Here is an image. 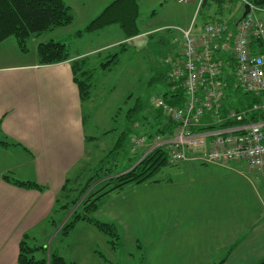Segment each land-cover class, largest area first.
I'll return each mask as SVG.
<instances>
[{
    "label": "crops",
    "instance_id": "crops-1",
    "mask_svg": "<svg viewBox=\"0 0 264 264\" xmlns=\"http://www.w3.org/2000/svg\"><path fill=\"white\" fill-rule=\"evenodd\" d=\"M63 1L72 9L71 3ZM113 1L101 3L99 10ZM234 2L226 21L231 27L242 17L245 5L242 0ZM207 16L223 18L211 8ZM207 22L195 27L194 34L199 35ZM72 23L36 35L32 51H19L12 37L0 42V264H18L19 245L26 234L29 243L42 233L55 231L53 235H58L59 225L70 213L56 214L61 222L55 228L50 216L56 199L67 179L69 185H78L77 172L91 154L88 140L99 139L86 133L84 101L72 64L84 60L83 67L88 68L87 54L107 45L83 52L73 48L66 37L52 36L57 29L72 27ZM190 27L175 25L178 33L166 63L180 56L182 30ZM149 33L141 32L131 38L132 43L146 44ZM121 38L111 45L126 40L124 34ZM48 40L66 43L70 60L40 64L37 47ZM231 81L235 87L233 76ZM260 96L261 102L264 95ZM211 125L207 113L203 125L194 131L209 132L211 129L201 128ZM143 151L129 150L128 162ZM166 166L170 169L163 170ZM166 166L159 171L165 177L155 176L153 181L116 190L96 211V219L114 224L119 243L138 250L142 264H256L264 259V169L246 162L208 164L196 159ZM6 176L36 182L44 189L18 186ZM77 225L95 231L86 221Z\"/></svg>",
    "mask_w": 264,
    "mask_h": 264
},
{
    "label": "rangeland",
    "instance_id": "rangeland-1",
    "mask_svg": "<svg viewBox=\"0 0 264 264\" xmlns=\"http://www.w3.org/2000/svg\"><path fill=\"white\" fill-rule=\"evenodd\" d=\"M66 1L72 4L74 15L72 27L57 29L52 36L66 37L73 48L83 52L107 45L105 48L89 53L90 55L87 54L88 68L83 67V70L89 69V77L83 74L82 69L78 71L80 79L87 80L91 85V97L84 101L86 133L89 138L99 137V139L88 140L87 147L91 154L86 157V164L81 165L83 170L87 167L82 179L84 183L93 174H103L105 169L120 172L133 164L126 159L130 157L129 150H132L135 131L127 142L120 141L119 148H116V144L127 130L126 113L129 108L135 106L138 100L141 105L139 117L143 118L142 121L140 119L138 127L136 126L140 136L147 130L146 122H151V124L155 122L156 111L153 101L168 88L166 73L169 67L166 57L174 43V35L178 33L175 25L182 27L187 24L194 29L206 19L209 23H228L226 21H229V10L234 7L235 0H224L223 2L222 0H206L204 4L203 0H184L183 2L139 0L138 27L141 32L150 31L146 44L124 40L113 45L111 43L119 41L124 34L121 33L118 25L106 28L100 33L84 31L94 17H97L105 8L103 6L99 10L101 3H109L112 0ZM214 1L217 2L213 3ZM90 7L92 9L89 10ZM210 8L223 14V18L216 16V18L208 19L207 13ZM258 17L264 19V13H259ZM70 33H73V36H69ZM37 38L36 35L28 38L25 49L34 50ZM11 40L16 42L15 37ZM16 48H19V51H26L19 44ZM107 62L109 63L103 65ZM108 130L111 132L105 135ZM97 144L100 145L99 149H96ZM113 149L114 151L110 152ZM150 149V143L147 142L136 147V150H144L145 154ZM118 150L125 151L118 153ZM169 169L170 167L166 166L163 170ZM156 176L162 178L165 174L161 171ZM101 181L97 180L92 184L77 204L68 208L70 214L59 225L58 231L84 200L87 193ZM92 230L95 231L90 232L84 230L81 225H77L69 236L53 235L55 231L52 234L42 233L37 235L30 244L50 246L53 251L64 256L68 264H142L141 253L134 247L131 249L119 243L113 249L106 234L95 228Z\"/></svg>",
    "mask_w": 264,
    "mask_h": 264
},
{
    "label": "trees",
    "instance_id": "trees-1",
    "mask_svg": "<svg viewBox=\"0 0 264 264\" xmlns=\"http://www.w3.org/2000/svg\"><path fill=\"white\" fill-rule=\"evenodd\" d=\"M242 1L243 3L248 2L255 6L264 7V0ZM205 2L206 0H203V4ZM138 15L139 0H114L86 26L84 31L88 33L96 32L110 25L117 24L122 29L126 40L131 39L141 34L137 22ZM73 20V11L63 0H0V42L9 37H15L20 47L26 50V41L32 35H40L47 30L69 25ZM37 51L40 64H56L70 60V53L67 45L62 41L50 40L48 42H42L38 45ZM114 56H117V54H114ZM110 61L111 60H109V62ZM83 62L84 60L78 59L73 61L72 68L74 71V79L80 90L81 98L85 101L91 97V85L87 80L80 79L78 75V71L84 69ZM109 62L104 63L103 65L108 64ZM88 73L89 69L83 70V74H86L89 77ZM231 75L232 72L230 70L227 74L225 110L227 108L246 109L252 107L257 102H260L262 99L260 95H255L241 88L234 87L231 81ZM161 96H163L169 104L176 106H182L186 98L185 91L182 88L173 91L170 89L169 82L168 88ZM139 101L140 100H138V102ZM138 102L135 106L129 108L126 113L128 118L127 130L117 142L116 148H119L120 141L123 143L125 141L127 142V139L134 134H136L134 139L145 137L146 142L151 143L157 134L165 137L174 131L175 123L166 119L162 110L155 107V122L152 124L151 122H146L145 125H148V127L145 128L147 130L143 132L142 136H140L138 129H135L136 125L138 127L140 124L139 121L141 119V117H139V109L141 105L140 102ZM263 117L264 116L260 112H254L244 122L259 121ZM142 120L143 118L141 121ZM235 124H237L236 121H226L221 124H213L208 128L201 129H214L218 127L227 128L234 126ZM114 149L110 150V152H113ZM120 151L125 150H118V153ZM135 151L136 150H133L132 143L131 152L134 153ZM127 160L128 159H126V161ZM131 162L133 164L128 165V167L120 172L105 169L103 174H93L84 183L82 182V179L87 167L83 170V167L80 166V171L77 172L78 185H69V179H67L63 186L62 194L56 199V208H54L53 213L50 216V222L55 228H57L61 222L57 221L55 215L64 211L69 213L68 208L71 205L77 204L81 199V196L87 192L92 184L97 180L102 181L87 193L84 200L60 228L58 235L61 234L64 237L68 236L78 222L86 221L98 231L106 234L109 237L110 246L115 249L120 240V234L116 227L114 224L102 222L95 218V213L100 208L103 200L110 193L123 189L126 186L139 185L153 181L155 176L164 166L171 164L168 152L165 148H155L150 150L147 154H139ZM5 178L21 187L38 190L44 189V187L36 182L15 181L8 176ZM28 238L29 235L26 234L20 242L18 264H68L67 260L62 255L44 245H31ZM256 264H264V259Z\"/></svg>",
    "mask_w": 264,
    "mask_h": 264
},
{
    "label": "built area",
    "instance_id": "built-area-1",
    "mask_svg": "<svg viewBox=\"0 0 264 264\" xmlns=\"http://www.w3.org/2000/svg\"><path fill=\"white\" fill-rule=\"evenodd\" d=\"M249 4L250 12L233 27L214 22L208 23L199 35L194 34L192 27L182 30L180 56L167 60L170 89L182 88L186 98L182 106H176L161 95L155 97V107L175 123V128L171 137L157 134L150 150L165 148L170 163L188 159L208 164L246 162L253 168L264 169V117L244 122L254 112L264 116V98L250 108L224 109L226 76L230 70L235 87L264 95V19L258 17L264 13V7ZM207 113L212 125L226 121L237 124L209 132L194 131L203 125ZM144 143L145 137L135 138L133 150Z\"/></svg>",
    "mask_w": 264,
    "mask_h": 264
},
{
    "label": "water",
    "instance_id": "water-1",
    "mask_svg": "<svg viewBox=\"0 0 264 264\" xmlns=\"http://www.w3.org/2000/svg\"><path fill=\"white\" fill-rule=\"evenodd\" d=\"M250 4L249 3H245L244 5V12H243V15L242 17L238 20L237 24H239L242 20L245 19V17L247 16V14L250 12ZM132 41V39H131Z\"/></svg>",
    "mask_w": 264,
    "mask_h": 264
}]
</instances>
